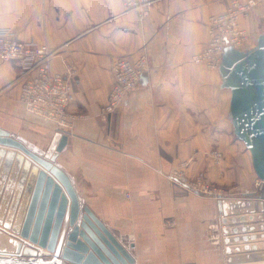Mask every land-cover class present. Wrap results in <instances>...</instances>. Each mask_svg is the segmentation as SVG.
I'll use <instances>...</instances> for the list:
<instances>
[{"label": "crops", "instance_id": "0c3cea01", "mask_svg": "<svg viewBox=\"0 0 264 264\" xmlns=\"http://www.w3.org/2000/svg\"><path fill=\"white\" fill-rule=\"evenodd\" d=\"M230 1L154 0L141 18L137 10L124 12L121 0H0V29L58 49L52 72L64 73L62 61L74 67L68 110L80 118L64 131L68 140L56 163L81 202L133 243L135 264H223L216 199L256 189L250 152L229 120L230 91L218 70L193 62L207 43L209 17ZM240 26L252 49L264 33V2ZM142 54L148 71L102 120L113 62ZM20 84L15 63L0 62V129L45 150L56 128L24 110ZM215 149L222 153L217 166L208 155ZM183 162L189 179L204 174L212 194L167 180Z\"/></svg>", "mask_w": 264, "mask_h": 264}, {"label": "water", "instance_id": "95a60500", "mask_svg": "<svg viewBox=\"0 0 264 264\" xmlns=\"http://www.w3.org/2000/svg\"><path fill=\"white\" fill-rule=\"evenodd\" d=\"M218 71L231 94L233 133L264 183V33L252 49L227 47ZM67 140L56 131L40 150L0 129V264H135L133 243L81 202L57 165ZM215 209L223 264H264V186L240 199L217 197Z\"/></svg>", "mask_w": 264, "mask_h": 264}, {"label": "built area", "instance_id": "2783aa9c", "mask_svg": "<svg viewBox=\"0 0 264 264\" xmlns=\"http://www.w3.org/2000/svg\"><path fill=\"white\" fill-rule=\"evenodd\" d=\"M154 0H121L124 12L137 10L140 17L147 14L148 7ZM264 0H246L244 2L231 0L225 11L212 15L208 19V40L204 48L193 58L196 64L208 69L218 70L224 51L227 47L246 50L248 35L240 26V19L247 17L252 10ZM58 54V49L47 46L27 44L8 29H0V62L15 63L20 84L19 102L24 110L39 117L56 128V131H66L79 115L69 112L68 108L74 101L72 79L75 69L62 61L64 73L51 70V60ZM148 71V59L142 54L135 61L117 58L112 65V84L106 103L100 108L99 117L107 120L123 104L126 96L133 91L139 81ZM213 165H219L222 153L218 150L209 152ZM187 162L171 171L167 180L187 192L212 194L213 188L208 187L204 174L198 173L189 179L184 172ZM264 183L257 179L255 191L262 189Z\"/></svg>", "mask_w": 264, "mask_h": 264}, {"label": "rangeland", "instance_id": "374dc122", "mask_svg": "<svg viewBox=\"0 0 264 264\" xmlns=\"http://www.w3.org/2000/svg\"><path fill=\"white\" fill-rule=\"evenodd\" d=\"M217 223H218V220H217ZM219 257H220V259H222V258H221V255H217L218 260H219Z\"/></svg>", "mask_w": 264, "mask_h": 264}]
</instances>
